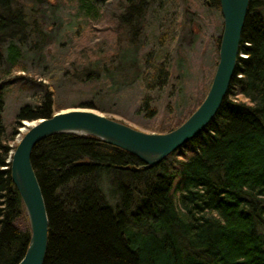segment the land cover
<instances>
[{
  "label": "trees",
  "instance_id": "16d2710c",
  "mask_svg": "<svg viewBox=\"0 0 264 264\" xmlns=\"http://www.w3.org/2000/svg\"><path fill=\"white\" fill-rule=\"evenodd\" d=\"M14 1L0 0V24H17L18 31L11 32L9 38H18L21 44L11 42L18 48L12 47L6 59L1 46L0 63L24 72L14 81L22 89H39L36 103L19 110L16 124L20 125L23 120L51 118L60 108L55 91L20 68V62L26 59L25 47L33 49V55L39 53V40L46 34L28 13L13 10ZM49 1L33 3H41L40 12L45 15L43 5L54 10L59 7L55 0ZM210 1L221 10L219 0ZM91 4L82 0L79 5L84 10L83 21L91 17L96 20L101 15ZM148 6L145 0L139 15L140 10L130 5L129 16H123L121 26H126L129 49L143 46L138 38L133 41L140 30L146 31L143 20ZM175 18L177 22L179 16ZM193 25L195 33L202 32L199 22ZM222 27L223 22L221 34ZM177 30L174 27L166 31L175 38ZM5 37L1 34L2 39ZM25 39L34 47H28ZM215 43L217 63L221 35ZM240 54L246 57L239 58L228 96L217 116L197 138L159 166L146 168L130 153L91 137L59 135L37 145L32 164L49 217L45 264H264V0H250ZM153 57L154 52H148L143 68L133 76L149 94L168 86L171 75L165 63L155 69ZM149 71L153 76L148 80L145 76ZM101 73L104 70H99L96 77ZM3 79L0 264H18L27 252L31 228L11 178L10 159L15 147L10 142L17 130L8 141L1 133L9 88ZM208 91L209 87L205 88L202 97L180 118L168 114L153 132L168 133L178 128L202 104ZM151 100L149 95L141 96L139 112L146 111V118L153 123L158 108H151Z\"/></svg>",
  "mask_w": 264,
  "mask_h": 264
},
{
  "label": "rangeland",
  "instance_id": "374dc122",
  "mask_svg": "<svg viewBox=\"0 0 264 264\" xmlns=\"http://www.w3.org/2000/svg\"><path fill=\"white\" fill-rule=\"evenodd\" d=\"M33 1L16 0L11 4L13 10L24 11L37 20L46 34L39 40V53L33 55V49H23L26 59L20 62V68L24 67L27 76L36 77L55 91L60 108L55 115L74 110L97 112L138 131L153 134L168 114L173 113L176 119L180 118L196 99L202 97L205 88L210 89L219 62L218 53L216 63V37L222 36L221 22L224 25L221 10L218 11L210 0H147L149 6L143 20L146 31L140 30L133 41L135 43L138 38L137 41L143 45L140 49L127 47L128 32L121 24L123 16H129V6H135L138 11L140 7L144 8L145 0H85L101 14L96 16V20L89 18L90 21H83L84 10L79 8L82 0H55V6L59 3V7L54 10L43 5L45 15L40 12L41 3ZM46 1L50 2L42 0V3L46 4ZM177 15L178 21L174 22ZM194 21L199 22L201 33H195ZM6 24H0V47L4 46V59L12 47H17L11 42L21 44L18 38H9L19 26ZM174 27L178 29L175 38L166 31H172ZM165 33H168L167 38ZM1 34L6 37L2 39ZM48 35L52 38L48 39ZM161 37L163 43L160 42ZM24 43L34 47L29 39ZM150 51L154 52V68L165 63L171 74L169 85L155 89L154 94L144 93L140 81L133 78L137 69L143 68L145 56ZM240 57L246 56L240 54ZM84 63H87L86 67ZM8 68V64L0 63V82L4 77L5 87L9 86L1 133L8 141L17 130L14 141L10 142V146L15 147L13 154L29 128L40 121L23 120L20 125L16 124L21 107L34 105L39 99V89H22L24 87L14 81L24 72L11 66L8 74ZM99 70L105 73L96 77ZM152 76L153 71H149L145 77L149 80ZM148 95L152 98L151 108H158L153 123L146 118V111L139 112L141 96Z\"/></svg>",
  "mask_w": 264,
  "mask_h": 264
},
{
  "label": "water",
  "instance_id": "95a60500",
  "mask_svg": "<svg viewBox=\"0 0 264 264\" xmlns=\"http://www.w3.org/2000/svg\"><path fill=\"white\" fill-rule=\"evenodd\" d=\"M224 25L219 62L210 89L197 110L168 133H145L90 111H67L29 128L11 159V178L20 193L31 228L27 252L18 264H45L49 217L32 155L42 141L59 135L95 138L135 156L146 168L159 166L171 154L197 138L214 120L234 79L250 0H219Z\"/></svg>",
  "mask_w": 264,
  "mask_h": 264
},
{
  "label": "bare ground",
  "instance_id": "6f19581e",
  "mask_svg": "<svg viewBox=\"0 0 264 264\" xmlns=\"http://www.w3.org/2000/svg\"><path fill=\"white\" fill-rule=\"evenodd\" d=\"M11 159H12V157H11ZM11 159H10V163H11ZM48 246H49V236H48ZM48 252V251H47ZM46 257H47V255H46Z\"/></svg>",
  "mask_w": 264,
  "mask_h": 264
}]
</instances>
